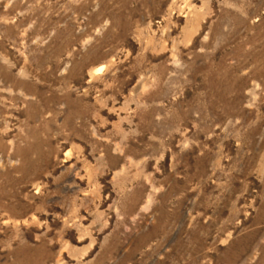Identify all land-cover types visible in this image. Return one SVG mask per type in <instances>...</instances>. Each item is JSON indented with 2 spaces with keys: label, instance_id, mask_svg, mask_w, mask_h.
<instances>
[{
  "label": "rangeland",
  "instance_id": "374dc122",
  "mask_svg": "<svg viewBox=\"0 0 264 264\" xmlns=\"http://www.w3.org/2000/svg\"><path fill=\"white\" fill-rule=\"evenodd\" d=\"M0 264H264V0H0Z\"/></svg>",
  "mask_w": 264,
  "mask_h": 264
}]
</instances>
